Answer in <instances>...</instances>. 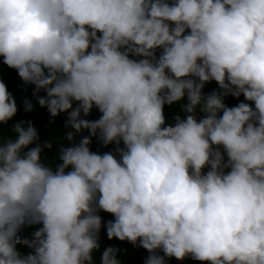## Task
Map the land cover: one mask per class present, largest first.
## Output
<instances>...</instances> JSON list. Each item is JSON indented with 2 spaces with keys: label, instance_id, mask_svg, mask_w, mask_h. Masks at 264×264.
Returning a JSON list of instances; mask_svg holds the SVG:
<instances>
[{
  "label": "clouds",
  "instance_id": "clouds-1",
  "mask_svg": "<svg viewBox=\"0 0 264 264\" xmlns=\"http://www.w3.org/2000/svg\"><path fill=\"white\" fill-rule=\"evenodd\" d=\"M0 57L68 129L52 158L31 120L0 136V264H122L102 230L134 264H264V0H0Z\"/></svg>",
  "mask_w": 264,
  "mask_h": 264
},
{
  "label": "trees",
  "instance_id": "trees-1",
  "mask_svg": "<svg viewBox=\"0 0 264 264\" xmlns=\"http://www.w3.org/2000/svg\"><path fill=\"white\" fill-rule=\"evenodd\" d=\"M0 61H2V57H0ZM0 80H3L8 90L13 94V96L16 99L17 105H18V112L16 116L9 121L8 125H0V136L3 135H11V125L15 122H18L19 120H31L34 124V126L37 128L39 136L41 140L45 139H52L53 140V148L51 150L45 149L44 154L52 158L56 152V142L59 140V138L68 130L64 128V120L66 119V114L61 113L59 116H57L53 123H50V120L52 119L50 117V114L48 113L46 108H42L39 106L38 102L35 100V98L32 95L33 87L34 86H27L24 85L21 79L19 78L17 72L14 69L9 68L7 65H4L2 62H0ZM205 93L208 91V89H204ZM211 91V88H210ZM43 95V93H41ZM28 98L32 100V103L34 105L33 110L31 112H25L23 108V99ZM225 103L228 106H235L239 103L240 100H243V96H241L239 99L234 97H226ZM174 111H178V106L173 105L171 107L166 106V117L169 119L171 118ZM100 113L94 108L88 117L89 119H97L99 118ZM84 135H87L88 133L85 131L83 133ZM77 141L80 139V136L76 137ZM68 143L66 140L64 141L65 146H68ZM113 145H109L108 147L101 146L95 138H93V143L91 145V148L93 151H100L101 153L105 151H111L113 150ZM104 222H107L109 219H113L111 214L108 213H101ZM33 231L32 228L26 227L23 229V231L20 233L22 236H30L31 232ZM101 250H103L104 247L107 246H115L118 247L121 251L118 255V258L122 261V264H134L135 263V257L140 254L141 248H135L132 244L126 242V241H119L118 239L109 240L107 237L106 230H102L101 232ZM18 250L24 254L30 251L25 246L18 245ZM97 261L99 257V253L96 254ZM180 264H201L199 261H194L191 259H185L184 261H178Z\"/></svg>",
  "mask_w": 264,
  "mask_h": 264
}]
</instances>
